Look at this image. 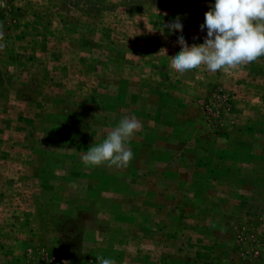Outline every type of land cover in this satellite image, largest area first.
<instances>
[{"label":"rangeland","instance_id":"obj_1","mask_svg":"<svg viewBox=\"0 0 264 264\" xmlns=\"http://www.w3.org/2000/svg\"><path fill=\"white\" fill-rule=\"evenodd\" d=\"M3 3L0 264H264V57L170 66L215 0ZM133 116L129 166L86 167Z\"/></svg>","mask_w":264,"mask_h":264},{"label":"clouds","instance_id":"obj_2","mask_svg":"<svg viewBox=\"0 0 264 264\" xmlns=\"http://www.w3.org/2000/svg\"><path fill=\"white\" fill-rule=\"evenodd\" d=\"M4 6L0 0V7ZM161 27L170 34L183 30L179 18ZM205 27L207 35L201 44L189 47L183 35L177 37L181 51L171 58L170 65L179 74L177 78L201 67L212 73L222 71L230 75L264 57V0H215L205 13L201 31ZM3 39L0 26V41ZM5 47V43H0V49ZM141 129L142 123L136 117L122 118L100 144H94L85 152L81 158L83 164L127 168L134 155L128 144ZM96 258L97 264H116L113 259Z\"/></svg>","mask_w":264,"mask_h":264}]
</instances>
